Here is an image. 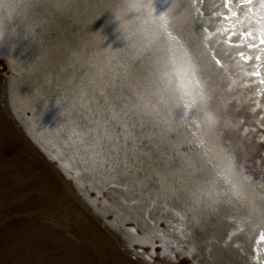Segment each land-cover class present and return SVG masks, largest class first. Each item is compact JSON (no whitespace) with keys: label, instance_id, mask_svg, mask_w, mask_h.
<instances>
[{"label":"rangeland","instance_id":"obj_1","mask_svg":"<svg viewBox=\"0 0 264 264\" xmlns=\"http://www.w3.org/2000/svg\"><path fill=\"white\" fill-rule=\"evenodd\" d=\"M165 1L139 0L144 8L118 27L112 11L128 0H0L6 44L23 49V77L31 65L36 76L19 86L22 121L10 105L20 77L0 57V264H219L206 246L218 244L208 236L226 211L218 199L229 196V170L264 187V87L252 75L264 69V5L229 0L231 15L223 0H184L179 29L224 122H215V151L186 115L190 88L176 74ZM29 104L44 112L33 128L52 134L49 154L24 126ZM58 151L76 164L62 165Z\"/></svg>","mask_w":264,"mask_h":264},{"label":"bare ground","instance_id":"obj_2","mask_svg":"<svg viewBox=\"0 0 264 264\" xmlns=\"http://www.w3.org/2000/svg\"><path fill=\"white\" fill-rule=\"evenodd\" d=\"M155 1L157 3H159L160 1H164V0H155ZM166 1H167V5L163 4L164 10L162 9V13L164 14L162 23H163V26L166 29V32L168 33V34L166 33L168 38L175 43L176 50H177V53H178V54L176 53L177 56L179 57L178 58V69H177L176 74L179 76L181 82L186 81V83L189 85L190 92H191L190 95H186V97L184 98V101H183L184 102V108L188 110L186 115L188 114L189 117L194 121V124L198 127L200 133L202 134V136L206 140L207 148L210 149V150L213 149V150L216 151V145H215V142H214V136L215 135L213 134L214 133V129L216 128V123L215 122H217V121L221 122L222 126H224V122L222 120V117L218 113H215L213 111V109H211V106H210L211 102L209 100L210 96L208 97V91L205 89L206 86L204 85L205 83H203L200 80V78H199V77H201V75L199 74V66H201V65H198V63L197 64L194 63V61L196 60V62H197V60L199 58L196 59L195 58L196 56L193 57L194 54H192L191 50L186 47L187 45H185V43L183 41V39H184L183 31L181 32L180 29H179L180 28L179 27V25H180L179 23H180L181 19L184 20L185 19L184 17L187 15L186 14L183 17L182 8H184L188 4L184 0H175V3L173 5L171 4V0H166ZM204 1H207V0H204ZM260 1L262 2V5H264V0H260ZM243 4L247 6L249 3L244 2ZM229 5H230V9L227 8V10L232 15L236 11V6L232 5L231 3H229ZM195 6H196V4H195ZM248 11H249V9H248ZM249 13L253 14V11L252 12L249 11ZM259 18H261V17H259ZM151 22H155V19H151ZM191 22H194V21H191ZM228 22H229V20H228ZM171 26H174L175 28L172 29ZM200 27H201V25H200ZM177 29L180 31L179 33H181L180 34L181 35L180 39L178 38L179 34L176 33L178 31ZM231 30H229V31H231ZM225 32H227V31H225ZM205 33L210 35L209 32H205ZM9 37H10L9 34H7L4 37L0 38V57H3L5 59H7L10 62V65H11V68L13 69V71L15 73H18V76L20 77L19 79L13 80L12 84H13V89L14 90L11 91L12 99H11V104H10L11 108L14 110L15 114L18 115V117L20 118V116H21V114H20L21 111L20 110L21 109L19 108V106H23V104H25V103L22 101L24 99V96H22V92H21V90H19V86L22 84V82H24V84H26V86L28 85V86L32 87V83H33V81H34V79L36 77V76H34L35 75L34 74L35 68L32 65L30 67L28 66L29 69L26 70L25 77H23V67L26 65L25 64L24 66L23 65L20 66V64H22L21 63L22 62L21 61V58H22V54L21 53H22L23 49H21V47L19 45H17V46L16 45L15 46L14 45H10V44L7 45L5 40H6V38L9 39ZM239 42H241V41H239ZM260 46L262 48L264 46V44H262ZM212 48H213V46H212ZM216 48H218V47H216ZM259 50H261V49H259ZM160 51L161 50H159V52ZM196 53H198V52L196 51ZM259 55H261V54H259ZM201 56H202V54H201ZM40 59H42V57ZM48 61L49 60H47V62ZM209 61H211V59H209ZM258 61H257V64H259ZM192 65H194L195 67L193 68ZM202 65L204 67V64H202ZM209 71L211 72V70H209ZM257 71H259L262 74H264V69L262 67L261 68L257 67ZM168 74L171 76L169 71H168ZM40 76H42V75H40ZM23 78H24V80H23ZM253 78H254V81L256 83L257 89H262L264 87V84H261L260 77L253 76ZM227 80H229V79L227 78ZM197 85H199V87H197ZM211 89H213V88H211ZM201 90L204 92V94L207 97V108H206V111L211 113V115L213 117L212 122H209V120L207 119V117L203 113H200V112L193 113L188 107V104L190 102L189 100L192 99V97L195 95V93L197 91H201ZM31 95L33 96L35 94H31ZM29 106L32 107V109H31L32 118H29L28 120H25L27 122H26V124L24 126H26L28 131L34 137H36L37 140H39L40 143H38V144H41L42 149L49 154L50 151H53L52 147H54V145H55V143L53 144L52 141H50V139L52 138V134L47 132V134L48 135L50 134V136L49 137L48 136L44 137L43 136L44 132L43 133L42 132L39 133L40 129L37 128V126L33 128L34 122H35V124L36 123H42V124L45 123L44 112H40L39 113L38 110L36 109V108H38L36 105L29 104ZM26 108H28V106ZM21 119H22V121H24L22 116H21ZM214 125H215V127H214ZM53 140H55V139H53ZM72 149L73 148H71L70 151ZM220 151H221V154H222V158L221 159L223 160L224 165L225 166H230V168H232L231 167L232 166V162L230 161L229 158L226 157L224 149H222ZM57 153L60 154L59 155V157H60V161L59 162L61 164L64 163V162H65V164H68V165L76 164V163L73 164L72 159L67 161V159L65 157V153H63L64 154L63 157L61 156V151H58ZM214 153L215 152H212V154H214ZM59 157L57 156V158H59ZM233 167H236V166L233 165ZM236 168L229 170V172H230L229 175L227 174V176L225 177L226 178L225 180L227 182H229V186L231 187V190L229 191V196H226L225 198H223V200L222 199H218V201H220V202H222V203H224L226 205L225 213H228V214L226 216H225V213H224V215H222V218L225 216L224 219H226L225 220L226 221V226L224 225V228H223V226L220 223H218V219H222V218L217 217V221L212 219V227L215 230V233L214 232L210 233L208 237H210V241L213 240V241H215L218 244L214 245L212 249H211L210 245H207L206 246V253H207V255L210 256L209 258H211V260H213V262H216L215 260H217V262L219 264H221V260L224 261V264H243L242 261H245V263L247 262L249 264H264V240H260V237L262 235H264V187L262 186L263 184H258V185L257 184H247L246 185V183L244 182V181H246V177H244L245 175L243 173H241V172H238V170ZM69 173L71 174L70 171H69ZM76 182L80 185L81 181L77 179ZM197 204H198V207H199V202ZM121 205H122V203L120 204V206ZM97 209H99V208H97ZM189 209H191V208H188L187 210H189ZM118 213H120L119 210H116L114 212V221L112 222V225H114V227L115 226L118 227V225L121 224L122 221H123L122 215L118 214ZM192 216L195 217L194 215H192ZM145 217H146V215H145ZM145 217H143L142 219L145 220ZM200 218H201L203 224L205 225L207 223L206 217L202 216ZM143 243H148V241L147 242L143 241ZM224 244H225V246H224L225 250L223 249V246H222ZM181 252L182 251H180L179 256H181L182 254L186 253V252H182V254H181ZM166 253L167 252H165V254ZM168 257L169 258H174V255L173 254H169Z\"/></svg>","mask_w":264,"mask_h":264},{"label":"snow or ice","instance_id":"obj_3","mask_svg":"<svg viewBox=\"0 0 264 264\" xmlns=\"http://www.w3.org/2000/svg\"><path fill=\"white\" fill-rule=\"evenodd\" d=\"M247 3H251L252 0H246ZM224 7L225 8H229L230 9V5L228 3V0H225V4H224ZM234 14V13H233ZM225 19H227V17H225ZM233 34H229V38H231ZM241 35H247L246 33H241ZM260 44H264V40H260ZM235 47H238V45H234ZM249 47L252 48V47H256V45L254 44H249ZM237 55L240 56V58L244 61H247L249 60L250 58L246 55H244L243 52H238ZM257 60H260L261 57L260 56H257L256 57ZM216 64H220V61L217 59L216 61ZM192 67L194 68L195 66L192 65ZM253 76H257V77H260V82L261 84H264V74H262L261 72L259 71H255L252 73ZM197 87H199V85H197ZM184 95H190V92L185 90ZM188 107L189 109L195 113V112H200V113H203L207 119L209 120V122H212L213 120V117L211 115V113L207 112L206 111V108H207V97L206 95L204 94V92L201 90V91H197L195 93V95L192 97V99L190 100L189 104H188ZM260 240H264V235H262L260 237Z\"/></svg>","mask_w":264,"mask_h":264},{"label":"clouds","instance_id":"obj_4","mask_svg":"<svg viewBox=\"0 0 264 264\" xmlns=\"http://www.w3.org/2000/svg\"><path fill=\"white\" fill-rule=\"evenodd\" d=\"M144 8V5L139 3V0H128L127 3L122 8H117L114 11H112V16L115 21L118 22V27L121 26V24L126 22L125 17L128 15V13H138ZM4 35L3 26L0 25V38H2Z\"/></svg>","mask_w":264,"mask_h":264},{"label":"water","instance_id":"obj_5","mask_svg":"<svg viewBox=\"0 0 264 264\" xmlns=\"http://www.w3.org/2000/svg\"><path fill=\"white\" fill-rule=\"evenodd\" d=\"M224 1V4H225V0H223ZM228 3H231L229 0H228ZM253 14L255 15L256 14V12L253 10ZM264 20V19H263ZM264 22V21H263ZM206 32V31H205ZM205 32H203L202 31V33H201V41L202 42H206V40H208L209 38H210V35L209 34H207V33H205ZM246 38H247V41H250V37L249 36H246ZM240 60L241 61H244V60H242L241 58H240ZM218 65V64H217ZM220 65V64H219ZM218 65V66H219Z\"/></svg>","mask_w":264,"mask_h":264}]
</instances>
